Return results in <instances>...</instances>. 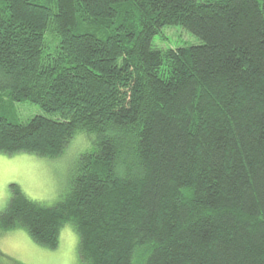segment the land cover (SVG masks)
<instances>
[{"label": "trees", "instance_id": "16d2710c", "mask_svg": "<svg viewBox=\"0 0 264 264\" xmlns=\"http://www.w3.org/2000/svg\"><path fill=\"white\" fill-rule=\"evenodd\" d=\"M175 26L199 44L156 49ZM78 134L67 193L10 184L0 234L55 249L70 224L80 264H264V0H0V153Z\"/></svg>", "mask_w": 264, "mask_h": 264}, {"label": "rangeland", "instance_id": "374dc122", "mask_svg": "<svg viewBox=\"0 0 264 264\" xmlns=\"http://www.w3.org/2000/svg\"><path fill=\"white\" fill-rule=\"evenodd\" d=\"M197 44L199 40L179 26L162 29L153 41L154 47L161 51ZM20 109L18 116L22 121L39 112L36 107H26V113ZM86 138L83 134L76 135L55 158L0 153V212L9 202L10 184L18 185L30 200L54 206L69 190L76 161L90 146ZM77 246L78 237L67 223L60 230L55 249L36 244L24 230L16 229L0 234V264H80Z\"/></svg>", "mask_w": 264, "mask_h": 264}]
</instances>
